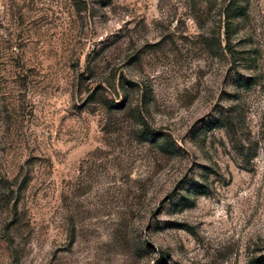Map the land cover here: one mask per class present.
Returning a JSON list of instances; mask_svg holds the SVG:
<instances>
[{
	"label": "rangeland",
	"instance_id": "obj_1",
	"mask_svg": "<svg viewBox=\"0 0 264 264\" xmlns=\"http://www.w3.org/2000/svg\"><path fill=\"white\" fill-rule=\"evenodd\" d=\"M0 183V264L264 262V0H0Z\"/></svg>",
	"mask_w": 264,
	"mask_h": 264
},
{
	"label": "trees",
	"instance_id": "obj_2",
	"mask_svg": "<svg viewBox=\"0 0 264 264\" xmlns=\"http://www.w3.org/2000/svg\"><path fill=\"white\" fill-rule=\"evenodd\" d=\"M232 10V13L237 12V10L239 9V7H231L230 8ZM228 19H230V17H227V21ZM250 81V80H248ZM254 83H246V82H241L239 84V86L242 87H251ZM123 88V85L121 84V87ZM105 106H107V108H115V109H119L122 110L124 109L125 105H115L112 101H109L108 104L104 103ZM225 123L223 120H218L213 127H224ZM200 187V186H199ZM13 196L14 199H11V197ZM18 197H14V191L11 189V187L7 186V185H2V183H0V203H3L7 206V204H10L11 200H13L12 203V210H13V214L15 216H17V211H18V203H19V199H17ZM159 264V262L157 263ZM251 264H264V262H261V258L255 259L253 261H251Z\"/></svg>",
	"mask_w": 264,
	"mask_h": 264
}]
</instances>
